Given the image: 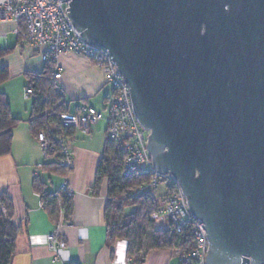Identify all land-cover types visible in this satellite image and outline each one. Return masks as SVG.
I'll use <instances>...</instances> for the list:
<instances>
[{
    "label": "water",
    "instance_id": "95a60500",
    "mask_svg": "<svg viewBox=\"0 0 264 264\" xmlns=\"http://www.w3.org/2000/svg\"><path fill=\"white\" fill-rule=\"evenodd\" d=\"M67 11L129 85L155 171L204 224L205 264H264V0H72Z\"/></svg>",
    "mask_w": 264,
    "mask_h": 264
},
{
    "label": "crops",
    "instance_id": "0c3cea01",
    "mask_svg": "<svg viewBox=\"0 0 264 264\" xmlns=\"http://www.w3.org/2000/svg\"><path fill=\"white\" fill-rule=\"evenodd\" d=\"M13 28L12 23L0 24V47L14 48L10 54L0 58V68L8 67L10 76L14 73L23 76L25 71L41 72L44 64L23 40L18 42L17 37L14 45H7L8 34ZM57 67L62 71L59 86L69 102V111H75L82 103L95 108L89 101L96 102L101 91L107 86L104 71L88 59L72 53L61 55L57 59ZM0 92L4 93L9 101L13 116L21 120L13 131L11 154L0 157V197L2 194L8 195L12 203V221L20 227L12 264H133L127 256V241H117L111 248L107 246L104 218L108 200L107 180L102 183L98 195H94L92 191L104 147L100 150L94 148L93 138L86 139V135H93L98 122L91 126L88 134L75 131L72 137L75 166L66 175V180L74 192L73 213L69 221H65L61 213L59 221L55 223L43 209L40 197L33 191L32 184L34 176L38 175L46 183L48 191L56 192L64 180V175L50 174L40 168L47 161L43 160L41 147L29 127L31 106L28 108L25 105L21 110H16L17 106L9 100L7 92ZM108 94L109 92L102 97V110L95 108L96 110L104 111ZM19 99H24V95L20 94ZM72 101L76 102L73 108L70 105ZM103 119L106 125L101 131L105 132L107 138L106 116ZM3 210L5 209L0 203V212ZM158 219L160 218H156V227L166 229L168 222ZM55 233L58 240L65 243L57 261L55 254L48 247V237ZM142 264L180 262L174 257L172 250H154Z\"/></svg>",
    "mask_w": 264,
    "mask_h": 264
},
{
    "label": "built area",
    "instance_id": "2783aa9c",
    "mask_svg": "<svg viewBox=\"0 0 264 264\" xmlns=\"http://www.w3.org/2000/svg\"><path fill=\"white\" fill-rule=\"evenodd\" d=\"M72 0H0V24L12 23V32L28 45L31 52L40 57L43 64L49 59H57L61 55L75 54L91 61L106 74V84L110 92L105 100L104 111H98L87 104H79L75 111L62 113L61 124L88 134L91 126L105 118L107 121V137L114 143H122L126 152L123 163L124 174L134 171L153 173V179L147 186L135 189L130 196L135 197L145 191L163 186L165 189L164 207L156 218L171 222L177 231L192 225L194 248L190 251H173L179 262L187 264H205L209 250V242L204 224L192 215L188 200L183 194L175 177L171 173L160 175L154 169L152 157L147 149L149 132L138 122L131 100L129 85L125 82L109 50L103 47L86 44L80 33L72 25L68 15L69 3ZM1 39V36H0ZM62 78V71L56 67L54 79L57 83ZM27 90L26 94H30ZM41 147L45 161H53L66 171L64 180L55 196L62 209V197H73L74 192L66 180V175L74 169V141L70 137L57 136L50 129L34 134ZM36 176V175H35ZM5 213V210H3ZM63 213V211H61ZM62 224L60 225V227ZM48 247L59 259V252L65 243L58 240L57 233L48 237ZM140 264V263H133Z\"/></svg>",
    "mask_w": 264,
    "mask_h": 264
},
{
    "label": "trees",
    "instance_id": "16d2710c",
    "mask_svg": "<svg viewBox=\"0 0 264 264\" xmlns=\"http://www.w3.org/2000/svg\"><path fill=\"white\" fill-rule=\"evenodd\" d=\"M22 39L19 37L18 42ZM14 48L0 47V58L10 54ZM57 61L49 59L39 73L25 71V89L31 90V115L29 127L33 134L50 129L54 135L72 138L74 129L65 128L60 122V115L69 112V102L64 93L57 90L54 72ZM10 77L8 67L0 68V84ZM21 120L12 114L11 106L4 93L0 92V157L12 152L13 131ZM126 156L124 145L114 143L106 138L104 150L96 170L92 187L98 195L104 180H107V203L104 218L106 223L107 246L111 248L117 241L128 243L127 256L134 262L142 264L148 254L154 250H172L187 252L194 248L192 225L177 231L168 222L166 229L156 227V215L164 207L165 192L158 195L151 188L144 193L131 197L137 188L147 186L153 179V173L134 171L124 174L123 163ZM40 168L54 175H65L66 171L55 162H44ZM33 191L40 197L43 209L51 220L57 223L63 211V219L69 221L73 213L72 197H62V209L55 192L46 189V183L38 175L34 176ZM0 203L5 209L0 212V264H12L15 255L16 239L20 227L12 221V203L7 194H2ZM180 264H187L180 262ZM191 264V263H189Z\"/></svg>",
    "mask_w": 264,
    "mask_h": 264
},
{
    "label": "rangeland",
    "instance_id": "374dc122",
    "mask_svg": "<svg viewBox=\"0 0 264 264\" xmlns=\"http://www.w3.org/2000/svg\"><path fill=\"white\" fill-rule=\"evenodd\" d=\"M16 39H17L16 35L14 33L10 32L8 34V37H7V45H10V46L14 45L16 42ZM25 45H27V44H25ZM59 82H60V80L57 83L59 84ZM24 83H25V80H24L23 76L20 74L14 73L12 76L9 77V79L6 82L0 84V91L5 90V92H7V96L9 98V100L12 102V104L15 107L17 106L16 110H21L22 107L25 105L28 108H30V106H31L32 99H31V97L27 96ZM110 90H111L110 86L107 85L101 91L100 95L97 97L96 102H94V100H92V101H89V104L94 106L97 109L102 110V108L104 106V103H103L104 100L102 101V97L105 94H107L108 92H110ZM20 94L24 95V99H19ZM70 105H71V108H73L76 105V102L72 101V102H70ZM104 120L105 119H102L96 124V126H95L96 131L93 132L92 136L86 135V139L87 138L88 139L93 138L92 139L93 140V147L97 148L98 150H100L102 147H104L103 145H104V141L106 139L105 132L101 131V129L104 128L106 125ZM154 191H155L154 193L161 195V194H163V192H165V189L163 186H158L155 188ZM158 220H162V218H160Z\"/></svg>",
    "mask_w": 264,
    "mask_h": 264
}]
</instances>
